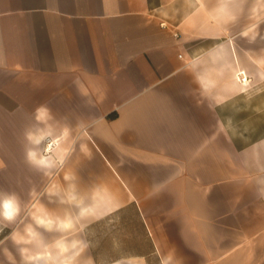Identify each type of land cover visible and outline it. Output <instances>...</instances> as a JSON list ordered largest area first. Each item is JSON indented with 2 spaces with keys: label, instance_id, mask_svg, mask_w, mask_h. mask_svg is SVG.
Segmentation results:
<instances>
[{
  "label": "crops",
  "instance_id": "crops-1",
  "mask_svg": "<svg viewBox=\"0 0 264 264\" xmlns=\"http://www.w3.org/2000/svg\"><path fill=\"white\" fill-rule=\"evenodd\" d=\"M15 148L0 264H264V0H0Z\"/></svg>",
  "mask_w": 264,
  "mask_h": 264
},
{
  "label": "rangeland",
  "instance_id": "rangeland-1",
  "mask_svg": "<svg viewBox=\"0 0 264 264\" xmlns=\"http://www.w3.org/2000/svg\"><path fill=\"white\" fill-rule=\"evenodd\" d=\"M23 122V119H17ZM16 120V121H17ZM24 150L15 148L13 150H0V195L11 194L14 201L18 200L25 206V188L39 184L36 168L26 164ZM9 228L0 224V238L5 236Z\"/></svg>",
  "mask_w": 264,
  "mask_h": 264
},
{
  "label": "clouds",
  "instance_id": "clouds-1",
  "mask_svg": "<svg viewBox=\"0 0 264 264\" xmlns=\"http://www.w3.org/2000/svg\"><path fill=\"white\" fill-rule=\"evenodd\" d=\"M31 155H34V154H30V156H31ZM37 162H38V163H43V161H37ZM0 207L3 208V210H4L3 215H4L5 217L11 215V211H12V209H11V205H10V203H9L7 200L3 201L2 204H0Z\"/></svg>",
  "mask_w": 264,
  "mask_h": 264
},
{
  "label": "bare ground",
  "instance_id": "bare-ground-1",
  "mask_svg": "<svg viewBox=\"0 0 264 264\" xmlns=\"http://www.w3.org/2000/svg\"><path fill=\"white\" fill-rule=\"evenodd\" d=\"M50 145H51L50 143L47 144V151H48V149L50 148Z\"/></svg>",
  "mask_w": 264,
  "mask_h": 264
},
{
  "label": "built area",
  "instance_id": "built-area-1",
  "mask_svg": "<svg viewBox=\"0 0 264 264\" xmlns=\"http://www.w3.org/2000/svg\"><path fill=\"white\" fill-rule=\"evenodd\" d=\"M242 79H244V77H242Z\"/></svg>",
  "mask_w": 264,
  "mask_h": 264
}]
</instances>
